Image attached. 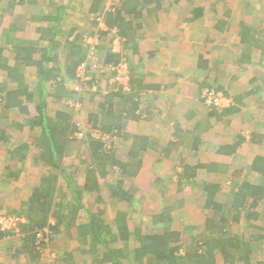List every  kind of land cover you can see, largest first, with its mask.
Listing matches in <instances>:
<instances>
[{"label":"trees","instance_id":"1","mask_svg":"<svg viewBox=\"0 0 264 264\" xmlns=\"http://www.w3.org/2000/svg\"><path fill=\"white\" fill-rule=\"evenodd\" d=\"M84 1L87 14L96 15L92 24L99 18L107 27L97 33L102 37L114 30L122 40L123 49L133 47L132 44L136 47L135 38L144 18L161 9L163 4V0ZM71 3L72 0H0V119L9 120L0 123V146L6 143L10 147H5L6 161L0 170V184L24 177L26 168L22 165L27 155L34 166L41 163L52 167L38 182H31L28 205L0 213L27 220L19 225L21 250L40 257L39 248L54 238L75 242L70 250L62 249L56 253L58 264H124L120 257L134 260L132 264H264V152L254 155L250 175L243 177L240 171L231 177L232 181L227 179L229 181L224 184L197 178L200 170L217 172L219 162L190 163L187 157L181 156L170 178L174 187L167 195L171 197L170 203H165V191L159 189L161 204L151 209L150 218L157 225L155 229L144 231L141 225H131L122 211L115 213L114 223H108L103 216L105 211L93 210L81 200L80 190L72 187V171L66 172L70 166L64 165L63 161L61 164L72 140H87L91 163L85 165L84 189L99 193V179L110 172H118L121 178L110 189V194L130 206L138 189L132 185L124 186L122 177L131 178L138 173L142 164V159L137 157L140 151L149 149L166 158L178 149L179 141L186 140L183 133L191 131L188 145L195 150L202 139L197 133L201 131L199 128L184 132L179 129L182 132L173 133L166 144H158L144 135H134L127 149V160L117 158L116 140L126 138L124 122L127 119L142 116L138 96L148 86L131 69L129 91L110 82L111 70L97 73L98 77L92 72L86 82L97 94L100 92V100L97 111H87L83 136H76L81 130L75 116L63 110L51 111L48 97L55 95L61 99L66 96L65 81L80 78L77 68L86 55L85 33L80 31L79 25L62 27ZM197 9L192 10L193 17ZM239 25L240 40L245 47H259L257 44L264 43L262 37L252 33L247 25L242 22ZM96 53L99 65L103 67L117 63L122 56L128 60L122 50L113 52L110 45L101 43L97 45ZM206 63L200 59L198 66L205 68ZM28 75L32 80L27 78ZM260 85L236 93L234 103L229 106H208L207 116L214 117L216 122L224 121L226 115L239 112V106L245 104L251 94H256L255 89H260ZM203 88L226 95V91L209 83ZM103 135L111 138L102 139ZM260 136L252 133L248 140L260 143ZM245 139L238 135L236 141L221 144L217 152L233 154ZM58 174L64 179L65 190L72 195V201L66 205L63 200H56ZM234 177L237 182L233 181ZM156 181L162 183V180ZM225 184L234 189H224ZM193 187L198 189L201 209L205 212L201 231L196 235L191 224L183 230L171 226L172 213L186 206L185 193L180 192ZM10 235L14 234L0 229V239ZM118 242L122 247L114 245ZM17 254L18 251L15 258Z\"/></svg>","mask_w":264,"mask_h":264},{"label":"crops","instance_id":"2","mask_svg":"<svg viewBox=\"0 0 264 264\" xmlns=\"http://www.w3.org/2000/svg\"><path fill=\"white\" fill-rule=\"evenodd\" d=\"M75 1L72 0V6ZM222 1L224 0H163L161 9L144 18L142 27L138 30L135 38L136 47L134 48V44H132L133 47L130 45L123 51L125 53L127 49L129 50V52H126V57L128 58L131 71L138 73L143 83L148 86L138 96L142 116L140 118L130 117L124 122L126 138H121L116 157L127 160V149L130 147L134 135H144L157 141L158 144H166L167 140L173 137V133L179 134V132H182L179 129H183L184 132L187 129L196 131L199 128L201 131L197 133L200 134L199 137L202 142L198 144L196 150L192 149V146L188 145L191 140V131H189L183 133L187 137L186 140L183 143L179 141L178 149L173 150L166 158H161L162 156L149 149L140 151L137 157L142 159V164L138 173L131 178L122 177L124 186L132 185L138 189L135 194V201L130 206L110 194V189L114 187L117 179L121 178L118 172H115L117 174L115 182L107 184L105 191L101 187V181H108L107 175L109 173L99 179V193L84 189V169L91 163L89 149L86 146V154L89 156L86 157L84 162L77 154H73L70 142L67 151L61 159V164L63 165L64 163V165L70 166L66 172L72 171V187L80 190L81 200L87 207L93 210L100 208L105 211V214L107 212L105 202L115 203L117 209L114 211V215L119 211L126 213V220L131 225L142 224L132 221L134 217L130 214V212L136 214L137 209H142V211L147 212L146 217L149 216V223L155 229L157 225L155 226L150 218L151 209L161 204L160 200H158L161 193L160 190L154 187L155 181H170L174 173L173 167L179 162L178 159L181 156L187 157L190 163L201 161L219 162L220 169L217 172L207 173L200 170L201 173L197 178L200 181L207 179L210 181L218 180L222 183V179L229 178L223 177L225 173H230V175L234 176L235 173L240 171L242 172L241 175H244L243 171H245L246 174H249L250 164L254 155L264 152V112L261 117H258L255 112L259 106H263L262 109H264V43L257 44L259 47H255V45L245 47L241 43L239 36V24L242 22L250 28L252 33L262 37V40H264V10L258 16V21L256 22L248 21L246 18H240L236 21L231 19L232 11L230 9L220 14H209L205 12V7L202 5L209 2L211 5L218 7L222 5ZM243 1L246 4H252L253 2H263L264 0ZM195 9H197V13L193 17L192 10ZM213 16H216L215 20L212 19ZM64 24L62 27L65 28L73 26H68V24L65 26ZM95 24L99 27V30H107L101 19L97 20ZM159 29H162V31L160 32ZM139 39L141 40L140 42L138 41ZM200 59L207 62L204 66L205 68L198 66ZM210 82L216 84L219 89L226 91V96L230 99L227 106L234 103L233 96L236 93L248 91L261 84L260 89H255L257 91L256 94L253 93L248 97L249 101L247 99L245 104L240 106L237 104L240 108L239 112L232 113L234 116L237 114L238 118L248 115L250 119L245 130L246 133H242L247 140L245 139L242 144L247 142L249 150L252 151L251 153H246L247 156L245 157L240 154L244 148L241 147L242 144L230 155L217 152L221 144L236 141L239 134H235L234 138L226 135V133L222 136L223 132L220 131L219 125L223 121H214V117L207 116L208 109L203 107L202 104L201 107L202 99L200 93L202 87ZM260 99L262 102L259 105L257 101ZM99 100L98 98L95 101V106H97H94L95 109L91 108L87 111H97ZM231 115L229 119L223 118L225 124L228 125L230 123L233 125L231 118L234 116ZM205 128L208 130H203ZM252 133L261 134L262 140L260 143L253 142L251 139L248 140ZM5 147H9V145L3 143L0 146V170L4 161H6ZM242 153H244V150ZM22 166L26 168L24 177H18L17 180L0 184V213L11 208L20 209L22 206L28 205L31 194V182H38L42 176L52 169L51 166L42 165L41 163L34 166V164H31L29 155H27ZM75 169H79L77 173L74 172ZM127 180H131V183L126 184L125 181ZM64 184V179L58 174L56 200H63L62 202L66 205L72 201V195L65 190ZM172 188L170 187L169 189L172 190ZM185 190L187 188H184L181 192L184 194V192H187ZM97 197H100V200H97ZM184 209L182 207L180 212L183 213ZM114 215L113 221H107L108 223H114ZM204 215L205 212L203 211L202 223ZM171 223H173V216ZM189 223L193 225V221H185L182 227L176 228L173 224L171 226L175 229L183 230ZM192 229H194V225ZM3 239L4 237L0 239V242ZM65 243L69 245L68 240H65ZM17 244L18 247H16V244H12L15 249L12 250L13 252H10L8 248V246H12L11 244L5 247L4 250L6 251L2 250L3 247L0 248L1 261H6L7 257H10L14 264L41 263L40 257L21 250L22 243L18 242ZM114 245L118 248L122 247L119 242L114 243ZM17 251V258H15L14 254L16 255Z\"/></svg>","mask_w":264,"mask_h":264},{"label":"rangeland","instance_id":"3","mask_svg":"<svg viewBox=\"0 0 264 264\" xmlns=\"http://www.w3.org/2000/svg\"><path fill=\"white\" fill-rule=\"evenodd\" d=\"M221 4L222 5H220L218 7L211 5V3H209V2L203 3L202 5L205 7V12H207L209 14H215V13L220 14L223 11L230 9L232 11L231 19L236 20V21H237V19H240V18L241 19L246 18L248 21L256 22V21H258L257 20L258 16H260L261 12L264 10V1L263 2L257 1V2H253L252 4H249V3L246 4V2L243 0H224V1H222ZM85 5H86V3L84 0H76L73 3V6L69 9V13L67 14L63 23H65L64 24L65 26H66V24H68V26L79 25L80 31H84V33L86 35L89 32H90V34H92V31H93V33L95 31H98L99 27L96 26V24H92V21L95 19L96 15L95 14H87L86 9L84 7ZM167 12H170V11H167ZM98 19L99 18H97L96 21ZM212 19L215 20L216 16H213ZM207 24H209V23H207ZM159 31L161 32L162 29H159ZM121 41L122 40L119 38L118 35L115 34L114 31H110L106 35L102 34L100 43L103 45L104 44L110 45L111 48L120 49V50L122 49V52H123L124 50H126L127 47H125L123 49V45H122ZM138 41L140 42L141 40L139 39ZM126 52H129V50L127 49V51H125V53ZM61 60H63V57L61 58ZM60 62H62V61H60ZM89 71L85 72L84 77L82 76L83 79L75 78V79H70V80L67 79L65 81V85H66V88L68 91V92H66L67 93L66 96H63L61 99H57L55 95L48 97V100H49V103L51 106V111L54 112L56 110H63V111L71 113L72 116L76 117L77 125L79 126L82 133H84V131H86L85 130L86 126L84 125L83 122H85L87 119L86 118L87 113H88L87 110L94 108L95 101H97V99L99 98V93L97 94L95 92V89L92 87H89L88 83L86 82L87 79H89L92 76L93 71H90V72ZM103 71H106V69H105V67H103V65H100V67H98L97 69H94L93 74H96L97 75L96 77H98L99 72H103ZM27 78L30 79L29 75L27 76ZM30 80H32V78ZM0 81H2L1 78H0ZM209 85H212L214 88L217 87L216 84H213L211 82L209 83ZM240 87H242V86H240ZM52 92H55V91H52ZM200 96H201V98H203L202 93ZM260 100L257 101L259 103V105L262 102V100L261 101ZM248 101H249V99H248ZM201 104L203 105V107H206V109H207L208 105L205 103L204 99H203L202 103H200V105ZM202 105H201V107H202ZM95 107H97V106H95ZM262 108H263V106H261V107L259 106V108H257V110L255 111L256 115L258 117H261L263 115L264 109H262ZM230 115H226L224 118L229 119ZM231 116H234V115L232 114ZM14 118L15 117H13L11 120H14ZM231 120L233 122V125H231L230 123H228V125H227L224 123V121L221 123V125H219L220 131L223 132L222 136H224L226 133V135L234 138L235 134H239V135L241 134L242 135V133L243 134L246 133L245 130L248 127L247 126L248 122H250L248 115H245V116L243 115V116H240L238 118L237 114H236V116L232 117ZM8 122H9V120L7 118L0 119L1 124L8 123ZM120 141H121V138L116 140V143L118 146L121 143ZM86 144H87V140L83 141V140L79 139V140H72L71 141V149L73 151V154H77V156L81 157L84 160V162L86 161V157L89 156L88 154H86V148H87ZM248 145L249 144L247 142H244L241 146V147H244L240 152V154H242L243 157L247 156L246 153H249V152L251 153V151H252V150H249ZM123 148H122V150H123ZM243 150H244V153H242ZM243 174H244L243 177L247 175L245 171H243ZM107 176H108L107 180L109 179L108 181H104V180L101 181V187H102L103 191H105L107 184L114 183L116 178H117V174L114 172L109 173ZM225 176L229 177L227 179L231 180L232 175H230V173H227V174L225 173L223 177H225ZM227 179H224V180L222 179V183L224 184L226 181H229ZM233 181L237 182L238 180H237V178L234 177ZM161 182L162 183H160V181H155L154 187L157 190L160 189L161 191H165L164 196H163L164 201L166 203H169V201L171 200V197H169L167 195L169 192L171 193L174 191V187L172 186V183H170V181L162 180ZM125 183L130 184L131 180H127V181H125ZM167 185H169V188L173 187L172 188L173 191L170 190L169 188H167L166 187ZM225 187L226 188H224V189H226V190L229 189L228 191L234 189L233 187H231L227 184H225ZM185 191H187V192H184L185 196H183L186 199V202H185L186 206H184V208H185L184 212L181 213L180 212L181 209L175 210L172 214L173 223H171V224H173L174 227L177 228V227H182L183 223L185 221H188V222L193 221L194 229L192 231L196 235L197 233H199L201 231V228H202V220H201L203 218L202 217L203 211L201 212L202 199L199 196V194H197L198 189H196L195 187H193L191 189L187 188V190H185ZM182 193L183 192H181V194ZM105 206L107 207V212L103 216L106 219V221L111 222V221H113L114 211L117 209V206L115 203H108V202H105ZM199 211H200V213H199ZM130 214L133 215V217H134L132 219V221H134L135 223L136 222H138L140 224L142 223L141 227H143L144 231L153 227V225L151 226V224L149 223V216L146 217L147 212L142 211V209H137L136 214L133 212H130ZM1 215L2 214H0V216ZM189 224L192 225V223H189ZM242 230H244V229H242ZM186 237H187V233H186ZM18 242H20V243L22 242V240L20 238H18V236H15V235L5 236L4 239L2 240V242H0V244H2L0 246V248L3 247L2 250L6 251L4 249H5V247H7V245L16 244V247H18V244H17ZM68 242H69V245L65 243L64 239L61 240V239H54V238L51 240L50 243L45 241L44 242L45 244H42V245L44 246L43 248L46 250H44L43 253H41V255H40V257H41L40 258L41 259L40 264H51L53 261L52 255L55 256L58 251H61L62 249L68 250L75 245L74 244L75 242L72 240L68 241ZM8 248H9L10 252H12V250L14 249L13 245L8 246ZM75 255L78 256L77 253H75ZM120 258L124 264H132V262L129 258H125V257H120ZM0 262L2 264H10V263L14 264L13 260L10 259V257L9 258L7 257L6 261H1V259H0ZM79 263L84 264L83 262H79ZM218 264H221V263H218Z\"/></svg>","mask_w":264,"mask_h":264},{"label":"built area","instance_id":"4","mask_svg":"<svg viewBox=\"0 0 264 264\" xmlns=\"http://www.w3.org/2000/svg\"><path fill=\"white\" fill-rule=\"evenodd\" d=\"M101 36L95 31L92 34H87L83 38V43L86 49V55L84 62L80 64L77 68V75L83 79L86 71H94L97 69L99 65V57L96 53L97 45L100 44ZM113 52H121L120 49L111 48ZM105 69H109L113 72L110 77V82L117 85L123 91H129L130 86V67L128 61L125 57L122 58L115 64H108L104 66ZM89 71V72H90ZM83 76V77H82ZM202 97L205 103L208 106H227L230 99L223 95L222 92L216 91L215 89L204 88L202 90ZM83 133L81 131L76 133L77 137H81ZM95 137H99L97 133H93ZM102 139L109 140L111 137L108 135H103ZM27 220L24 217L16 216V215H1L0 216V229L6 231L7 233L14 234L19 236V225L26 223ZM39 248V247H38ZM42 251H41V250ZM46 250L43 247L39 248V251L43 253ZM52 263L58 264L56 255H52Z\"/></svg>","mask_w":264,"mask_h":264}]
</instances>
